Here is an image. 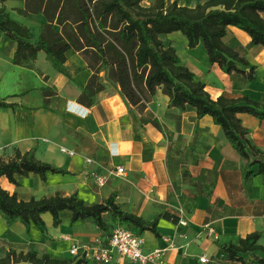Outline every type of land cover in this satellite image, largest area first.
<instances>
[{
  "label": "crops",
  "instance_id": "1",
  "mask_svg": "<svg viewBox=\"0 0 264 264\" xmlns=\"http://www.w3.org/2000/svg\"><path fill=\"white\" fill-rule=\"evenodd\" d=\"M194 1L188 4L180 0V4L195 6L206 0ZM4 4L14 20L29 28L32 42H36L45 15H20L17 9L26 7L25 0H7ZM4 19L0 14V21ZM55 28L61 31L60 26ZM162 39L173 43L182 62L206 83L214 99L248 95L264 103V47L254 45L245 31L229 26L223 40L257 65L254 81L237 71L226 73L218 64L210 63L204 43L190 49L181 31L162 35ZM16 49V42L0 29V99L19 104L0 108V157H12L15 148L22 152L35 149L38 159L70 174L48 172L46 180L35 173L17 174L19 184L0 176L4 189L17 193L22 200L77 192L88 204L116 193L125 211L146 220L171 215V219L160 220V237L151 231L142 233L146 249L168 248L162 263L151 264H243L226 259V252L217 242L236 243L240 236L256 231L262 233L259 243L264 246V175L244 177L239 152L212 116L198 118L194 107H169V97L160 87L140 110L112 82L106 83V89L97 95L96 104L85 106L78 98L93 72L84 53L69 50L67 62L59 65L53 56L40 51L34 63L36 70H32L13 63ZM103 75L107 76V68ZM44 87L56 91L50 97V109L42 108ZM238 116L251 130L250 141L264 150V118L248 113ZM154 119L160 121L164 131L152 123ZM62 147L76 154L71 156ZM114 151L118 156H111ZM88 157L100 162L104 171L121 166L125 173L110 176L107 184L99 187L86 176V170L98 169L87 164ZM60 217V225L55 226L51 213L43 215L45 237L35 224L28 232L23 222L11 220L0 210V256L10 249H37L55 258L72 260L73 245L104 240L119 223L129 225L109 212L103 215L108 231L91 219L73 222L69 210L61 211ZM256 253L264 257V253ZM204 255L209 259L207 263L200 261ZM242 256L247 264H259L247 254Z\"/></svg>",
  "mask_w": 264,
  "mask_h": 264
},
{
  "label": "trees",
  "instance_id": "2",
  "mask_svg": "<svg viewBox=\"0 0 264 264\" xmlns=\"http://www.w3.org/2000/svg\"><path fill=\"white\" fill-rule=\"evenodd\" d=\"M0 0V29L16 42L17 49L13 63L36 70L34 63L38 53L44 51L54 57L59 65L68 60V51L84 53L89 58L92 76L83 89L78 102L91 107L97 102V95L106 89V83H116L129 103L143 110L156 95L160 87L169 97V107L186 110L196 109L197 117L212 116L220 125L234 148L241 156L244 177L264 175V150L254 145L249 135L251 130L244 126L239 113H248L264 118V103L251 99L248 95L229 98L224 95L214 99L206 89V83L197 79L196 74L182 62L177 48L172 42L162 39L175 31H181L188 39V47L194 49L201 42L212 64H218L226 73L240 72L248 81L256 80L257 65L251 63L233 49L223 38L229 26L245 31L254 45L264 47V0H206L195 6L181 5L180 0L168 2L155 0L144 5L143 0H25L26 7L17 9L25 17L44 14L46 21L40 27L39 39L32 42L27 26L14 20L6 12ZM55 25L61 27L56 30ZM107 68V76L103 74ZM44 104L50 109V97L56 94L51 87L42 88ZM0 99V108L17 107ZM152 123L160 130L164 128L158 119ZM70 174L69 171L36 157V150L22 152L15 148L12 157H0V176L19 184L16 175L39 174L43 180L47 173ZM0 210L11 220L19 219L28 232L35 224L47 237V227L43 215L51 213L54 225L61 223L60 212H72V221L93 220L100 229L108 231L104 213H111L121 222L138 229L140 233L151 231L160 237L158 225L162 218L171 219L168 214L153 220L129 213L112 193L107 199L88 204L79 194L63 196L59 192L41 198L22 200L17 193L11 194L0 185ZM173 220H176L173 217ZM262 233L252 232L240 236L238 241L218 243L226 252L228 260L247 264L242 254H247L264 264V246L259 243ZM85 259H59L37 249L17 251L10 249L0 256V264H85Z\"/></svg>",
  "mask_w": 264,
  "mask_h": 264
},
{
  "label": "built area",
  "instance_id": "3",
  "mask_svg": "<svg viewBox=\"0 0 264 264\" xmlns=\"http://www.w3.org/2000/svg\"><path fill=\"white\" fill-rule=\"evenodd\" d=\"M61 150L71 156L76 154L75 150L66 147ZM111 156H118V153L111 152ZM86 162L89 166H98V169L92 167L85 173L99 187H104L110 176L125 173L121 166L104 171L100 169L101 163L92 157H88ZM167 250L165 247L146 249V239L137 228L119 223L104 240L97 239L94 243L85 245L75 244L70 249V254L76 259H85V264H151L162 263ZM208 260L206 255L200 258L202 263H207Z\"/></svg>",
  "mask_w": 264,
  "mask_h": 264
},
{
  "label": "rangeland",
  "instance_id": "4",
  "mask_svg": "<svg viewBox=\"0 0 264 264\" xmlns=\"http://www.w3.org/2000/svg\"><path fill=\"white\" fill-rule=\"evenodd\" d=\"M146 0H143V4L144 5H150L151 3H153L155 0H151L150 2H144ZM148 1V0H147ZM169 2V1H168ZM183 2L188 3V4H194L195 1L194 0H183ZM71 255V254H70ZM72 256V255H71Z\"/></svg>",
  "mask_w": 264,
  "mask_h": 264
},
{
  "label": "bare ground",
  "instance_id": "5",
  "mask_svg": "<svg viewBox=\"0 0 264 264\" xmlns=\"http://www.w3.org/2000/svg\"><path fill=\"white\" fill-rule=\"evenodd\" d=\"M75 106H77V104H74Z\"/></svg>",
  "mask_w": 264,
  "mask_h": 264
}]
</instances>
